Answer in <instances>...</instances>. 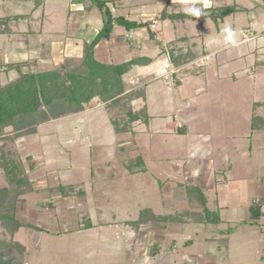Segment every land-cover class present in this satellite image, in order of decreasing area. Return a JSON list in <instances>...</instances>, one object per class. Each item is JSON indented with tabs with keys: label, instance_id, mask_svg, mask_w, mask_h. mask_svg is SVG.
<instances>
[{
	"label": "rangeland",
	"instance_id": "obj_1",
	"mask_svg": "<svg viewBox=\"0 0 264 264\" xmlns=\"http://www.w3.org/2000/svg\"><path fill=\"white\" fill-rule=\"evenodd\" d=\"M127 1L113 11L136 20H152L158 40L166 43L184 37L179 44L196 43L192 49L198 54H208L210 60L197 58L190 63L198 74L193 71L186 75L179 71L171 74L174 65L167 56H156L160 47L148 38L146 27L130 32L131 37L123 27H115L106 43L99 42L97 53L107 54L109 58L101 56L103 61L109 60L107 63H120L137 55L150 57L145 63L133 65L124 75L125 89L149 83L145 87L147 111L152 116L148 122L137 124L130 132L117 134L104 105L91 102L82 112L38 125L37 133L17 137L14 144L6 139L12 136L9 135L11 128L5 129L8 136L0 140V148L2 142L4 149L10 147L8 156L23 161L22 167L32 182L31 192L22 194L19 200V209L23 206L25 210L17 212L23 224L15 234V239L27 251L26 264H109L113 259L124 262L126 251L122 252V248L128 243L121 242L118 231L122 225H99L93 230L57 237L52 233L79 227L87 218L101 223L113 215L118 220H134L139 214L143 220H148L156 214L154 223L158 225L170 223L169 216L190 220L193 218L190 215L195 214L186 207L194 209L201 204L188 203L186 190L196 186L206 189L209 197L206 205L212 207L207 209L213 213L217 212L214 206L224 199L230 208L220 213L225 221L219 226L225 232L224 238L212 242L220 251L209 263L196 259L193 264H264V231L259 229L264 227V192H259V188L264 189V129L250 127L251 113L258 117L264 112V0ZM6 3L16 12L21 6L20 0H6ZM188 4L192 5L189 8L193 13L202 6L231 4L236 11L219 23L210 18L202 21L157 19L164 7L172 11L186 8ZM3 11L1 13L5 14ZM92 11L96 12L93 21L100 23L99 10L93 8ZM74 13L85 15L70 12L69 19ZM81 22L78 20L72 27L68 24L66 30L80 36ZM12 23L15 27L16 22ZM34 24L39 27V21ZM78 26L80 29L76 31ZM45 28L49 34L39 36L25 32L11 38L21 37L23 42L36 36L33 39L46 43L57 30ZM95 31L91 26L87 39H91ZM118 32L122 35L118 36ZM7 36L0 34V85L20 73L49 70L65 57H74L75 53V58L82 55H78V47L62 44V41L56 45L51 42V48L37 49L35 45L26 47L8 41ZM23 61L29 63L19 69H5V63ZM170 76L179 79L180 86H173ZM169 123L185 124L188 132H173L168 129ZM27 155L34 160L41 159L42 164L31 169ZM59 184L62 187H58ZM6 185L0 169V188ZM178 185L186 195L174 196L168 192ZM50 187L54 189L51 191ZM61 192L71 194L64 197ZM250 204L262 208L256 223L250 221L251 215L244 211ZM212 212H203L202 218L214 217ZM204 222L179 232L174 225L161 240L162 247L171 240L179 244L191 238L196 229H205ZM130 225L136 231L137 225ZM123 229L128 230V225ZM210 229L213 233L215 226ZM136 236L128 245L129 255L139 249L143 241V233L137 232ZM112 246L118 247L115 253L111 251ZM93 247L95 251L91 252ZM231 247L232 253L222 262L225 255L222 252L231 251ZM181 257H171L170 263L188 264V260ZM137 259L135 255L133 264H137ZM145 260L143 264H152L148 258Z\"/></svg>",
	"mask_w": 264,
	"mask_h": 264
},
{
	"label": "trees",
	"instance_id": "obj_2",
	"mask_svg": "<svg viewBox=\"0 0 264 264\" xmlns=\"http://www.w3.org/2000/svg\"><path fill=\"white\" fill-rule=\"evenodd\" d=\"M42 2L43 0L34 1V7H38ZM113 2L114 0H70L71 4H83L87 9L96 8L99 10L101 19L100 29L89 41L83 42L81 57H65L55 68L23 72L0 85V140L8 136L5 134V129L10 127L9 135L12 136L6 139L14 144L17 137L37 133L38 125L82 112L91 102L104 105L113 131L117 134L130 132L137 124L149 121L151 115L147 111L145 93L147 83L125 89L124 75L133 65L145 63L150 60V57L137 55L120 63H107L96 59L95 49L100 41L111 38L117 26L123 27L127 32L146 27L149 39L159 45L161 41L156 39L155 31L150 28L152 20H136L120 13H114L110 6ZM235 11L234 4L201 7L197 13L191 12L190 9L168 11L164 7L158 13L157 19L202 21L210 18L215 23H219L225 16ZM27 15L30 14L0 16V34H12L14 29L11 27V22ZM183 40L184 37L170 40L169 47L167 46V49L162 47V49L168 52L170 62L179 69V73L183 72L186 75L189 71H193L194 74H198L196 67L191 68L190 63L204 53L198 54L192 49L195 48L196 43L190 46L179 44ZM28 63V61L5 63L4 66L7 70L19 69ZM175 84H180L179 80H176ZM135 101L138 103H134ZM258 115L255 117L257 115L254 112L251 113L250 127L253 130L264 129V112ZM181 127L182 125L175 131L182 133ZM2 145L0 169L4 173L7 185L0 188V264H26V249L15 239V234L23 224L17 216L19 200L22 194L31 192L32 182L28 180L26 170L22 167L23 161H16L11 156L9 157L10 147L4 149ZM27 160H29L31 169L42 163L41 160H34L28 155ZM186 185L185 187L188 188ZM58 187L62 185L59 184ZM53 189L50 187L51 191ZM186 193L188 199L198 201L203 205L205 214L212 212L207 209L206 196L201 188L196 186L194 189L186 190ZM70 194L61 192V196L64 197ZM249 211L255 217L260 215L259 206L251 204ZM213 215L214 217L212 216L205 222H218V212H214ZM169 219V221H176L175 216H169ZM90 226H92L91 221L87 218L82 227ZM152 249L154 250V245L149 248V251Z\"/></svg>",
	"mask_w": 264,
	"mask_h": 264
},
{
	"label": "crops",
	"instance_id": "obj_3",
	"mask_svg": "<svg viewBox=\"0 0 264 264\" xmlns=\"http://www.w3.org/2000/svg\"><path fill=\"white\" fill-rule=\"evenodd\" d=\"M21 2V6H18V10L16 12V10L14 11L11 7L12 5H7L6 0H0V16H4V15H21V14H30L27 15L26 17H21L19 19H17L16 21L13 20L12 24H14V22H16V26H12L11 27L14 29V32L12 34H7L8 36V41H16L19 43H22L24 46L28 47V46H32L35 45L37 46V49H42V48H51L53 47L51 45V42L56 45L57 42L62 41V44H69L72 45L73 48L78 47L80 49V53L78 54L79 56L82 53V44L84 41H89V39H87V32L90 30L91 26L96 30L95 33L97 32L98 29H100L101 27V21L100 23H96L93 21V17L95 15V11H92L93 8L91 9H87L84 7L83 4H74L72 5L70 3V0H43V2L41 3V5H38V7H34V3L33 1H29V0H20ZM125 2H128L127 0H114L113 3H110L111 9L113 11V9L115 10V7H119L120 5H123ZM27 3V5H26ZM82 5V6H81ZM189 6H192L191 4H188L187 7L185 5L186 8H181L179 10H189ZM205 7V6H202ZM167 8V7H166ZM87 9V10H85ZM168 9V8H167ZM4 10L6 11L5 14L1 13V11ZM3 11V12H4ZM13 11V13H11ZM170 11V10H168ZM172 11H178V10H172ZM70 12H83L85 15L84 16H78L76 13H74L71 18L69 19V14ZM114 12V11H113ZM11 13V14H10ZM115 13V12H114ZM117 13V12H116ZM126 16V15H125ZM83 17V18H82ZM128 17V16H126ZM82 18V19H81ZM130 18V17H128ZM132 19V18H131ZM78 20H82V32L79 31L80 36H76L74 35V33H69L66 29L68 27V24L70 27L74 26ZM160 20V19H158ZM166 20V19H164ZM171 20V19H170ZM24 21V22H23ZM39 21V27H37L34 23ZM95 23V24H94ZM23 24V25H22ZM45 26L51 27V28H55V30H57V34H50V37L48 38L47 42L44 43L42 40L40 39H33V37L36 36H32L31 39H26L23 42H21V37H15L14 39H12V36H19L21 34H25L26 33H30L31 35L33 34H39V36L41 34H49L46 33V28ZM151 29H152V24L150 25ZM119 27V26H117ZM76 28V27H75ZM80 27L78 26L76 28V31L79 30ZM44 30V33L41 32ZM136 30H132L130 32H135ZM153 30V29H152ZM52 30H50L51 32ZM126 31V30H125ZM127 32V31H126ZM125 32V33H126ZM127 32L129 34V36L131 37V33ZM148 32V31H147ZM95 33L92 35V37L95 35ZM156 33V31H155ZM90 36L92 34L88 33ZM131 34V35H130ZM6 35V34H5ZM117 35H122L121 32H118ZM148 36V33H147ZM91 37V38H92ZM157 37V36H156ZM37 38V37H36ZM157 39V38H156ZM109 40V39H108ZM151 40V39H150ZM158 40V39H157ZM107 40H102L100 42H105L106 43ZM153 41V40H152ZM161 41V40H159ZM170 41V40H169ZM153 43H155L156 45H158L159 48V52L156 54V56L163 54L165 56H167L168 61H170L168 52L166 50H163L162 47H165L167 49V46L169 47V43L168 41L166 43L161 42L160 45L157 44L155 41H153ZM98 46V45H97ZM56 47V46H55ZM167 54V55H166ZM77 55L76 53L74 54ZM101 56H106V58H109L108 55H104V54H99L97 53V48L95 49V57L97 60L99 61H103ZM199 58H209L208 54H204ZM109 60H105L103 62H108ZM5 62V61H4ZM122 62V61H121ZM110 63H115L110 61ZM171 63V62H170ZM172 64V63H171ZM179 69H176V67L172 66V71L171 74H176L177 71ZM171 82L173 83V86L178 87L180 86V84L176 85L175 82L176 80L179 79H174L173 77H171ZM164 81V80H163ZM166 82V81H164ZM180 82V80H179ZM151 83V82H150ZM170 83H165L167 85H170ZM149 83H147L148 85ZM146 85V86H147ZM134 103H138V101H135ZM152 117V116H151ZM182 125V129L183 132L182 133H178L175 130ZM168 129L176 132L178 134H186V132H188V128L185 124L182 123H169L167 124ZM36 160H41V159H36ZM42 162V161H41ZM42 164V163H41ZM204 195L206 196V203L208 201L209 203V197L207 196V192L206 189H204V187L201 188ZM170 191V194H174L175 195H179V194H185V190L183 189V187L179 186L178 187H173L170 188L168 190V192ZM259 192L263 194L264 189L263 188H259ZM186 198V197H185ZM227 198V197H225ZM188 201V203L194 202V203H200L198 201L195 200H190V199H186ZM224 202L222 203H218L216 206H214L215 210L218 212V218L219 221L216 223H210V222H204L203 227L205 228L202 231H199L198 229H196L197 231L201 232V234H197V231L194 232V236L192 235L191 238H187L184 239L181 243H177L175 240H171L166 247H162L163 243L161 240H163V238L166 237L167 232H169L170 230H172V227L175 225L177 230L176 232H179V230L185 231L187 229L188 226H197V224H200L201 222L205 221L202 216H203V205L201 204V207L199 208H192V207H186V210H189L190 212L194 213L195 216L201 217L199 219H197L198 217L195 216H191L193 217L190 220H186L185 221V217H181L179 219V216H175L176 217V221H170V223H166L165 225H158L154 222H156V214H153L154 216L149 217L148 220H143L141 218V216L138 214L136 219H115L113 216L108 219V220H104L101 221V223H95V221H91L92 226L86 228V227H82V225L79 227H76L74 229H68L65 231H58V233H52V235H56L57 236H62L65 234H73L76 233L77 231H87V230H93L95 229L97 226L99 225H103L105 227H108L110 225H122L123 227H127L128 225V230L123 229V227H120V230L118 232H120L122 238H121V242H123L124 240H126L128 243L126 246H123L122 248V252L126 251V255L124 256L125 261H117V260H111L109 262V264H133V259L135 257V255H137V264H143V261L145 262L146 258H148L150 261L152 262V264H171L170 263V258L173 257L174 259L177 257H181V255H183L184 259H187V263L188 264H193L196 259H202L205 260L207 263L211 262L212 260H214L215 255L217 254L218 251H220V247L216 248L212 245V242L215 240H219L223 239V233H225L223 230H221V228L219 227L220 224L222 222H225L224 220L221 219L220 217V213L226 211L227 209L230 208V206L228 205V201L226 199L223 200ZM251 205V204H250ZM250 205H246L244 207V211H248L249 214L251 215V220L253 223L258 222L259 217L262 215V208L260 207V215L255 217L254 215L251 214V212L249 211V206ZM185 205H183L184 207ZM207 207H209L210 209H212V207H210L209 205H207ZM20 209H22L23 211L25 210L24 207L22 206ZM19 209V211H20ZM185 209V208H182ZM209 209V210H210ZM189 217V218H190ZM250 218V217H249ZM138 223V224H136ZM155 225H153V224ZM130 224H132L133 226L137 227L135 228L136 231H133V228ZM152 224V226H151ZM150 225V226H149ZM213 225L215 226V231L212 233L210 229V227H213ZM79 228V229H77ZM140 228V229H138ZM83 229V230H81ZM123 229V231L121 230ZM260 232L264 231V227L260 226L259 227ZM43 230L45 232H49L47 231V229ZM149 230V232L147 231ZM113 233V231H111ZM137 232H139V234L141 235V233H143V241L141 242V245L139 246V249L134 250L130 255L128 253V245L130 243V240H134L135 236L137 235ZM116 233V232H115ZM114 233V234H115ZM221 235V237H219ZM137 238V236H136ZM96 238H94V242H96ZM199 239V241H198ZM131 240V241H132ZM151 241L150 244H146V242ZM144 242V243H143ZM209 244H211L210 246H208ZM154 245V250L152 249V251H149V248ZM117 246H112L111 247V251H113V253H115V251L117 250ZM232 248L231 247V251L230 249H225L224 252H222V254L224 255V258H221L222 262L227 258V256L229 254L232 253ZM264 250V247L263 249ZM91 252L95 251V247H93L92 249H90ZM27 252V251H26ZM214 254V255H213ZM171 255V257H170ZM113 256L115 257V254H113ZM27 257V256H26ZM132 257V258H131ZM130 258V259H128ZM182 258V257H181ZM182 258V259H183ZM132 259V261H131ZM152 259V261L150 260ZM173 259V262H174ZM179 261V260H177ZM197 264H200V262H198Z\"/></svg>",
	"mask_w": 264,
	"mask_h": 264
}]
</instances>
